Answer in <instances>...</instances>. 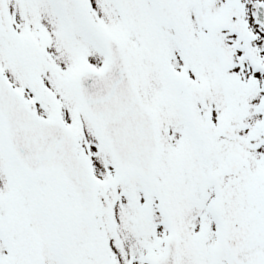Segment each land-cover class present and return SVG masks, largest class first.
I'll return each instance as SVG.
<instances>
[{
    "label": "snow or ice",
    "instance_id": "snow-or-ice-1",
    "mask_svg": "<svg viewBox=\"0 0 264 264\" xmlns=\"http://www.w3.org/2000/svg\"><path fill=\"white\" fill-rule=\"evenodd\" d=\"M0 264H264V0H0Z\"/></svg>",
    "mask_w": 264,
    "mask_h": 264
}]
</instances>
